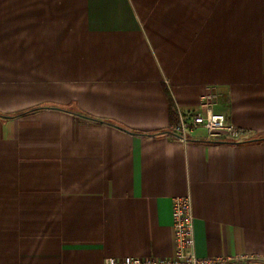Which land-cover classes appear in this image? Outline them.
<instances>
[{
	"label": "crops",
	"instance_id": "crops-1",
	"mask_svg": "<svg viewBox=\"0 0 264 264\" xmlns=\"http://www.w3.org/2000/svg\"><path fill=\"white\" fill-rule=\"evenodd\" d=\"M207 91L242 140L171 135ZM188 195L264 255V0H0V264L173 255Z\"/></svg>",
	"mask_w": 264,
	"mask_h": 264
},
{
	"label": "built area",
	"instance_id": "built-area-1",
	"mask_svg": "<svg viewBox=\"0 0 264 264\" xmlns=\"http://www.w3.org/2000/svg\"><path fill=\"white\" fill-rule=\"evenodd\" d=\"M215 95L207 91L201 99L200 108L184 109L174 104L177 121L173 124L171 135L188 141L192 133L202 128L205 139L214 140L225 137L240 141L242 131L228 123L226 115L215 113L212 109ZM173 226L175 231V252L173 255L107 257L104 264H264V255L235 254L199 257L195 251L194 214L191 197H176L173 201Z\"/></svg>",
	"mask_w": 264,
	"mask_h": 264
},
{
	"label": "trees",
	"instance_id": "trees-1",
	"mask_svg": "<svg viewBox=\"0 0 264 264\" xmlns=\"http://www.w3.org/2000/svg\"><path fill=\"white\" fill-rule=\"evenodd\" d=\"M242 140V139H241ZM258 140H262V139H258Z\"/></svg>",
	"mask_w": 264,
	"mask_h": 264
}]
</instances>
